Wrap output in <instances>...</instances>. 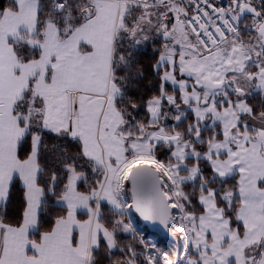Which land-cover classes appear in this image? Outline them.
<instances>
[{
    "label": "snow or ice",
    "instance_id": "snow-or-ice-1",
    "mask_svg": "<svg viewBox=\"0 0 264 264\" xmlns=\"http://www.w3.org/2000/svg\"><path fill=\"white\" fill-rule=\"evenodd\" d=\"M0 264H264V0H0Z\"/></svg>",
    "mask_w": 264,
    "mask_h": 264
},
{
    "label": "water",
    "instance_id": "water-1",
    "mask_svg": "<svg viewBox=\"0 0 264 264\" xmlns=\"http://www.w3.org/2000/svg\"><path fill=\"white\" fill-rule=\"evenodd\" d=\"M150 230V229H149Z\"/></svg>",
    "mask_w": 264,
    "mask_h": 264
}]
</instances>
